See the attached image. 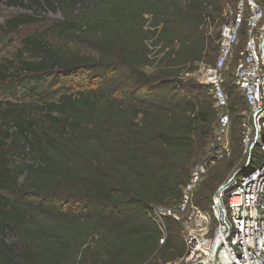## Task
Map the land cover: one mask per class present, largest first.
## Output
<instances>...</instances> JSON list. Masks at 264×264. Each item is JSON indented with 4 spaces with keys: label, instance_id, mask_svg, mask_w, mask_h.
Returning a JSON list of instances; mask_svg holds the SVG:
<instances>
[{
    "label": "trees",
    "instance_id": "1",
    "mask_svg": "<svg viewBox=\"0 0 264 264\" xmlns=\"http://www.w3.org/2000/svg\"><path fill=\"white\" fill-rule=\"evenodd\" d=\"M40 2L64 19L24 39L15 74L0 64L2 81L26 75L23 97L38 98L34 105L0 101V264L185 257L182 222L163 216L160 243L154 208L182 202L193 164L214 136L215 100L184 73L217 58L225 0ZM7 22L12 31L30 24ZM228 74L233 154L224 172L209 169L198 185L193 204L204 211L243 153L245 102Z\"/></svg>",
    "mask_w": 264,
    "mask_h": 264
},
{
    "label": "built area",
    "instance_id": "2",
    "mask_svg": "<svg viewBox=\"0 0 264 264\" xmlns=\"http://www.w3.org/2000/svg\"><path fill=\"white\" fill-rule=\"evenodd\" d=\"M264 0H237L236 12L224 22L218 41V56L205 68L200 84L208 88L215 100L219 119L215 133L208 143L204 159L192 167L189 182L183 188L181 212L156 207L155 220L164 236L167 228L163 216L172 215L181 221L180 213L193 208L197 220L186 238L188 249L181 258L187 264H264ZM228 73L233 85L243 97L240 131L245 159L234 167L231 176L213 196L211 212L215 229L208 227L212 218L192 203L193 193L211 166L232 154L229 93L226 91ZM258 148L262 162L254 165L253 154ZM243 175L239 178V175ZM171 262V261H169ZM168 264V263H167Z\"/></svg>",
    "mask_w": 264,
    "mask_h": 264
},
{
    "label": "rangeland",
    "instance_id": "3",
    "mask_svg": "<svg viewBox=\"0 0 264 264\" xmlns=\"http://www.w3.org/2000/svg\"><path fill=\"white\" fill-rule=\"evenodd\" d=\"M225 4H226V7L224 9V14H223V16L225 17L224 21H230L236 12L237 0H225ZM15 17H21L24 19H28L30 21V24L22 25L18 27L16 30L12 31L8 29L7 21ZM63 19H64V16L59 8L54 9V8L48 7L47 5H43L42 2H40V0H24L22 3H20L19 0H17L15 3H13L12 0H0V64L7 66V70L10 71V73H8L7 75H12V73L15 74L16 73L15 67L21 66L22 62L18 60V56L20 55V50H22L24 47V42H25L24 39L27 36H29L31 33H39L41 31L47 30L49 26L53 25L54 23H58L62 21ZM216 31H219V28H217ZM213 32H214L213 28L209 29L208 31V33L209 34L211 33L212 36L213 34H215ZM214 38H215V35H214ZM73 41H70L67 44V46L72 45L74 43ZM86 49L88 50V45L85 46V50ZM210 63H213V61L212 60L208 61V58H207L203 62L199 63L197 68L194 71L184 73V78L185 79L193 78V80H196L197 82H201L203 80V77L205 76V68ZM184 71L186 70L184 69L182 72ZM25 76L26 75L21 76L19 81L14 80L13 83H11L12 82L10 81L11 79L4 82L0 78V101H6V100L17 101L19 99L26 103L32 102L30 104L34 105L38 101V98H35L37 95L23 97L24 89H25L24 87L26 85L28 86V83H29L28 80L27 81L24 80ZM50 78L51 80L59 79L57 75L56 76L50 75ZM37 79H34V80H37V81L45 80V79H42L41 76H38ZM19 85L22 86L21 90L19 89L20 88ZM211 139L208 140L207 144L205 145L203 149V152L200 154V157L197 158V160H195L196 162L202 161L204 159V156H205L204 153L206 152L208 143ZM232 154H233V150H232ZM231 157H232L231 155L226 156L224 157V159L218 161L217 163L211 166H208V170L210 169V170H213L214 172L217 169H220V170L224 169L223 170L224 172L226 170L225 166L227 162L231 159ZM244 159H245V156H244V150H243L242 154L240 153L238 154V158L234 162L236 163L235 166L238 164H242ZM262 159H263V153L261 152L260 149L256 148L253 154L254 165H252L246 171H249L251 168L259 165L262 162ZM196 162L193 164V166L196 164ZM10 164L12 163L10 162ZM233 171H234V168H232L227 173V175L225 176V180L221 184L217 185V187L215 188L216 190L213 191L212 193V199H213V196L218 191V188L222 184L225 183V181L231 176ZM242 175L243 173L239 175V178ZM197 191L198 190L196 188V190L193 193L192 203H193V200L195 199ZM168 209H171L173 213L181 212L179 203H172V205H170V208ZM207 211H209L210 215L212 216L209 222V225H208V227L211 228L210 233H212L215 229V217L213 215V211L212 212L211 210H207ZM180 217H181L182 225L185 228L184 237L186 240V238L188 237V231L190 230V227L195 226L196 220L198 218L196 216V213L193 211V208H191L190 206L187 207V211H182V213H180ZM6 237H7V241L10 243H14L18 239L17 235L14 232H8ZM161 263L162 261L160 260V264ZM164 264H167V263H164ZM168 264H187V263L184 259H177L175 261L169 262Z\"/></svg>",
    "mask_w": 264,
    "mask_h": 264
}]
</instances>
